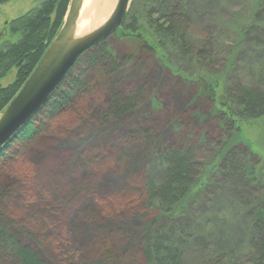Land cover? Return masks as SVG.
Segmentation results:
<instances>
[{
    "label": "rangeland",
    "instance_id": "374dc122",
    "mask_svg": "<svg viewBox=\"0 0 264 264\" xmlns=\"http://www.w3.org/2000/svg\"><path fill=\"white\" fill-rule=\"evenodd\" d=\"M44 1L14 0L1 6L2 38L9 22ZM142 1L132 0L130 9L133 4L141 6ZM205 1L212 6L207 11L199 7L194 22L202 30L212 25L215 31H221V36H229L227 23L236 14L250 11L246 0ZM256 35L259 36L254 42L243 49L248 52L238 58L234 75L238 83L255 87L264 79V30ZM8 40L17 42L19 37ZM111 44L116 51L114 70L98 71L82 101L52 121L15 160L0 167V189L13 193V200L6 201L2 208L15 217L14 230L21 238L51 261L57 259L56 252L63 250L62 245H68L77 254L76 264H143L141 247L130 252L128 249H132L131 237L159 215L148 206L152 200L143 202L138 197L142 189L145 192L147 179L148 186L155 183L157 193L166 186L162 184L164 169L156 159L161 153L155 152L177 140L171 132L174 124H183L182 141L186 139L184 134L195 138L197 132H206L208 138L216 140L225 137V132L207 115H215L211 105L205 106L201 100V108L192 90L158 61L136 54L135 46L129 48L122 41ZM15 76L13 70L0 84H10ZM132 91L143 97L137 108L122 118H107V106L113 99H126ZM151 97L160 101L161 110L152 109ZM242 133V139L238 135L235 138L241 140L237 144L248 150L255 146L264 150L263 121L243 125ZM112 138L113 144H107ZM88 143H95L93 150H87L91 155L83 149ZM96 143L106 144V148ZM213 143L208 139L191 150L203 163L217 151ZM255 159L261 158L258 155ZM194 203L197 208L190 204L191 210L178 224L179 228H190L189 236H185L182 264H216L218 258L221 264H250L258 249L251 236H257V232L248 214L253 206H264V186L250 185L240 177L222 179L209 194L192 200ZM195 224L197 229H193ZM105 238L107 243H103ZM103 248L119 254L120 261L117 257L112 261L113 256H101Z\"/></svg>",
    "mask_w": 264,
    "mask_h": 264
},
{
    "label": "trees",
    "instance_id": "16d2710c",
    "mask_svg": "<svg viewBox=\"0 0 264 264\" xmlns=\"http://www.w3.org/2000/svg\"><path fill=\"white\" fill-rule=\"evenodd\" d=\"M12 1L0 0V7ZM140 3L141 6L132 5L123 26L115 34L77 62L42 109L0 150V167L15 160L52 121L82 101L98 71L110 73L114 70L116 51H113L111 42L122 41L129 48L135 46L136 54L154 58L172 77L188 86L201 108L202 101L205 106L211 105L215 115L212 112L207 115L219 130L225 132V137L219 140L208 138L206 132H197L195 138L184 134L186 139L182 141L183 124H174L171 132L177 140L155 152L161 153L156 159L164 169L162 184L166 186L157 193L155 183L148 186L147 179L145 192L142 189L138 193L143 202L152 200L148 206L157 210L159 215L150 220L137 236L131 237L132 249L128 252L140 246L143 264H182L183 245L190 228H179L178 224L179 219L191 210L190 204L197 208L198 204H192V200L198 195L209 194L222 179L232 177H240L253 186H264V150L258 146L245 149L236 143L241 140H235L237 135L242 139L243 125L259 120L264 122V79L255 87L240 84L234 78L238 71L237 60L248 50L243 52V49L254 42L255 36H259L256 35L258 31L264 30V0H246L250 13L236 14L234 20L227 23L229 36H221V31H215L212 25H206L202 30L195 24L199 7L207 11L212 6L205 0H144ZM69 4L70 0H45L6 25V32L0 40V82L13 70H16V76L10 84H0V114L22 89L59 33ZM222 22L226 24V21ZM17 36V42L8 40ZM120 97L114 98L110 107L107 106L110 113L107 118H122L143 101V97L134 91L126 99ZM149 102L154 111L161 110L160 101L151 97ZM208 139L214 140L212 145L217 151L211 160L202 163L191 149ZM114 141L112 138L107 144ZM94 144H85L84 151L93 150ZM96 144L106 148V144ZM85 154L91 155L88 151ZM258 155L263 161L255 159ZM12 200L11 190L0 189V264H76L77 254L68 245H62L63 250L60 252L59 248L56 252L57 259L51 261L45 259L31 242H25L14 230L15 217L7 214L1 206ZM248 215L257 232V236H251L258 249L250 264H264V206H253ZM106 241L105 238L103 243ZM100 254L108 258L113 256L112 261L117 257V262L120 261L119 254L114 251L112 254L109 248L106 252L103 248ZM220 259L216 264H221Z\"/></svg>",
    "mask_w": 264,
    "mask_h": 264
},
{
    "label": "water",
    "instance_id": "95a60500",
    "mask_svg": "<svg viewBox=\"0 0 264 264\" xmlns=\"http://www.w3.org/2000/svg\"><path fill=\"white\" fill-rule=\"evenodd\" d=\"M132 0H118L108 19L92 32L77 36L84 0H70L64 23L36 69L0 114V150L42 109L77 62L124 24Z\"/></svg>",
    "mask_w": 264,
    "mask_h": 264
},
{
    "label": "bare ground",
    "instance_id": "6f19581e",
    "mask_svg": "<svg viewBox=\"0 0 264 264\" xmlns=\"http://www.w3.org/2000/svg\"><path fill=\"white\" fill-rule=\"evenodd\" d=\"M116 0H84L77 26V36L86 35L101 26L110 16Z\"/></svg>",
    "mask_w": 264,
    "mask_h": 264
},
{
    "label": "flooded vegetation",
    "instance_id": "af4514ba",
    "mask_svg": "<svg viewBox=\"0 0 264 264\" xmlns=\"http://www.w3.org/2000/svg\"><path fill=\"white\" fill-rule=\"evenodd\" d=\"M2 38V35H0V39Z\"/></svg>",
    "mask_w": 264,
    "mask_h": 264
}]
</instances>
